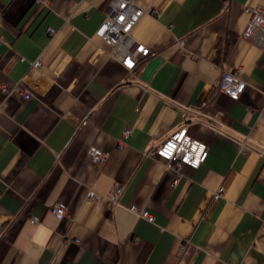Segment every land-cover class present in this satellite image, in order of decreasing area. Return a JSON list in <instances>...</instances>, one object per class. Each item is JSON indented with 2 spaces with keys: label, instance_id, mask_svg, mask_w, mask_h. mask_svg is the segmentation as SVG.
<instances>
[{
  "label": "crops",
  "instance_id": "1",
  "mask_svg": "<svg viewBox=\"0 0 264 264\" xmlns=\"http://www.w3.org/2000/svg\"><path fill=\"white\" fill-rule=\"evenodd\" d=\"M133 1L158 13L130 69L96 34L107 0H0V264H264V31L243 36L264 0ZM182 126L209 147L199 168L151 154Z\"/></svg>",
  "mask_w": 264,
  "mask_h": 264
},
{
  "label": "built area",
  "instance_id": "2",
  "mask_svg": "<svg viewBox=\"0 0 264 264\" xmlns=\"http://www.w3.org/2000/svg\"><path fill=\"white\" fill-rule=\"evenodd\" d=\"M106 6L108 8L107 16L97 28L96 34L112 46L113 56L132 69L150 54V49L135 38L133 29L143 15L146 13L157 14L158 10L143 8L133 0H107ZM246 11L249 14V20L243 31V36L249 38L257 31H264V8L249 6ZM49 32L52 34L54 30L49 28ZM33 65L40 67V60H36ZM245 87L246 82L239 72L229 70L222 73L219 80V89L232 99L238 100ZM0 91L6 93V86L0 85ZM24 96L28 98L30 94L25 92ZM131 132V127L127 126L122 132L120 141L129 138ZM151 154L166 160L168 168L179 171L183 166H189L196 169L207 159L209 147L205 142L191 136L187 126H182L159 144ZM87 156L93 163L102 165L108 160L109 153L104 152L97 146H90ZM177 181L175 180V183ZM123 190L122 185L116 184L107 196L112 202H118ZM222 192L223 188L220 187L215 192V198L220 197ZM99 198H101V195L95 190L90 189L88 191L87 199L89 201H97ZM129 209L149 222H155V216L146 208L131 204ZM52 211L61 219L66 215V205L59 202L53 206Z\"/></svg>",
  "mask_w": 264,
  "mask_h": 264
}]
</instances>
